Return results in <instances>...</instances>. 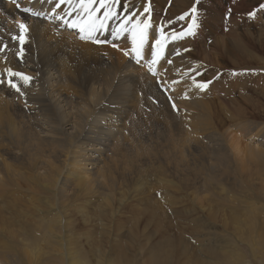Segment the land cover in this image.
I'll return each instance as SVG.
<instances>
[{
    "label": "bare ground",
    "instance_id": "1",
    "mask_svg": "<svg viewBox=\"0 0 264 264\" xmlns=\"http://www.w3.org/2000/svg\"><path fill=\"white\" fill-rule=\"evenodd\" d=\"M152 1L150 43L161 26L169 39L172 32L186 29L189 19L178 22L174 18L175 22L173 16L190 13L195 2L204 12L208 7L205 0H172L169 9H162L164 0ZM144 2L123 0L137 11ZM112 7L120 11V6ZM164 10L165 15L159 17ZM216 13L215 21L226 20V13L218 9ZM231 21L227 37L211 38L215 45L211 57L194 49L206 39L201 34V39L194 36L167 42L160 62V84L123 57V50L131 47L126 40H116L118 48L99 49L54 40L44 25L32 22L21 62L15 55L18 42L3 36L8 47L0 53V74L11 67L33 81L22 89L23 97L0 86V264H90L88 253L74 240L77 223L55 210L62 206L57 202L67 195L89 192L91 196L101 191L103 201L120 204L127 199V190L135 198L152 187L163 191L160 198L167 203H185L181 202L184 195L191 203L211 198L218 207L215 229L205 239L196 237L200 243L193 244L179 232L168 231L173 221L163 220L162 212H152L143 220H99L96 229L106 230L105 237L112 233L121 236L125 229L128 244L126 249L119 242L100 248L97 264L107 260L109 264H257V259L264 264V118L248 112V107L253 112L264 111V103L255 105V91L264 92L260 83L264 75L245 73L236 78L237 84H231L226 64L254 67L255 73L258 66L264 67V58L258 54L263 40L260 30L251 24L243 22V32L238 30L241 24L237 20ZM178 51L180 55H176ZM169 59L172 64L167 63ZM190 68L202 73L203 80L215 72L211 83L215 98L193 86L195 73L185 74ZM186 120L193 125L184 129ZM242 163L249 178L243 187L227 174L240 169ZM227 184L238 185V191L241 186L244 195L225 206L220 204V195ZM142 198L151 201L154 197ZM33 199L48 204L47 210L33 207L37 218H30L28 204ZM242 202L247 205L238 210ZM189 212L193 213L189 215L193 220H187L191 225L180 224L179 230L190 228L194 233L196 228L213 227L212 221H202L194 210Z\"/></svg>",
    "mask_w": 264,
    "mask_h": 264
},
{
    "label": "rangeland",
    "instance_id": "2",
    "mask_svg": "<svg viewBox=\"0 0 264 264\" xmlns=\"http://www.w3.org/2000/svg\"><path fill=\"white\" fill-rule=\"evenodd\" d=\"M170 1L172 2V0H164L162 2V9H169L171 6ZM205 1H206V5L208 6L207 10L205 12L200 10L199 8H197L198 14H200L199 15V22L204 29L202 27H200L199 30L201 32H199V30H198L199 34H197L195 37H199V39H201L200 36L203 35V39H205V38L206 39L204 40V42L201 41V43L195 44L194 49H196L198 51L200 50L201 53H205L206 55H204V56H206V57L207 56L211 57L212 52L214 50L213 47L215 46L212 39L215 38L216 36H218L219 34H220L219 36L227 37L226 35L228 34V32L230 30L231 23H233L231 21V19H233V20H237V22H239V24H241V27L238 29L239 31L245 32V30H246L243 22L251 24V28L260 30V38L263 40V42H262L263 46H261L262 49H261V47L259 48L260 52L258 54H260V56H262L264 58V9L258 8V4L263 3L264 0H205ZM152 3L154 4L153 1H152ZM195 4H196V2H195ZM211 9H214V10H211ZM217 9L222 11L224 14L227 13L229 21H227V19L224 22L219 21L218 18H217V21H215L216 17H217V13H216ZM254 9L256 10L257 15L254 18H249L246 15V13H248L249 11H252ZM165 11L166 10L162 11L161 16L159 15V17H162L163 15H165ZM232 16H233V18H232ZM178 17H180V16H173V19L174 18L178 19ZM204 18H205V20H204ZM176 20H175V22L182 21L179 19L177 21ZM222 24H224L226 26L222 27ZM214 27H216V28H214ZM208 28H209V30H208ZM182 29H184V28H182ZM216 29L218 30L217 32H216ZM203 30H205V31H203ZM206 31L207 32L211 31V34L206 35V33H207ZM198 35H200V36H198ZM197 41L198 40L196 39L194 43H197ZM229 62H227V63L225 62V63L228 64V70H229L228 71V79L232 78L231 79L232 82H230L231 84H237V83H235L236 78L239 76H242L245 73L252 72V73H250V77L253 75L254 76L257 75L256 73H258L260 75H264V67H262V66H258V68H257L258 71H256L254 73V69H255L254 67H252V68H250V67L238 68L235 65H233L231 62L230 63ZM238 71H241V72L237 75H234V76L232 75L233 72L237 73ZM214 73L215 72H212V73L209 72L207 74L208 78L206 80L212 81L216 76V74H214ZM260 83L263 84L262 86H264V80H261ZM206 92L208 94V97H210L212 99L215 98L213 96H215L216 94H215L214 89L212 88L211 84H210V88H208L206 90ZM168 94H169V92H168ZM234 94H236L235 95L236 98L239 97L238 91H234ZM255 94L259 95V97L257 95L255 96V97H257V98H255V100H256L255 105H256V103H259V104L264 103V92L262 90L261 91L257 90V91H255ZM210 98H204V99L208 100ZM248 112L251 113L254 117H258L260 119L264 118V111L257 113V112H253L251 110V108L248 107ZM185 123H187V126H185L184 129L190 125H193V123H191L189 120H186ZM172 163L175 164L173 161H172ZM176 165H178V163ZM243 167H245V168H243ZM242 168L246 169L245 163H242V166L240 165V169L228 171L227 174L232 175L234 178L236 177L237 181H238L237 182L235 180L236 184L241 185L243 187V185H245L244 183H247V181H249V180H247L249 178L246 179V176L248 173H247V171L243 172L244 170ZM238 170H239V172H238ZM240 170L242 172H240ZM231 172H233V173H231ZM240 179L242 180L243 184L240 182L241 181ZM131 185L133 186V184H131ZM227 185H225L224 188H226V189L222 192V195H220V198H221L220 200L222 201V199H223V201H222L223 203H220V204H224L225 206H227L225 203H228L231 201L233 203H236V202H234V199L237 195H238V197L244 195V193L241 189V186H240V190L238 191L237 190L238 185H236V187H235V184H227ZM228 187H230V189H227ZM245 187L246 186H244V188ZM158 189H160V188H158ZM158 189H157V187L156 188L152 187L150 189L149 193H146L145 195H140V194L136 195L135 198H134V194L132 193V191L127 190L124 194V196L127 199L120 204H118V202L114 203V201L112 203H110L108 201L106 203L105 200L103 201L101 199V195H100L101 191H96L94 194H91V196H89L90 194L88 191H87L88 193L79 192L78 195H76V196H74V195L65 196L64 200L62 199L60 201V203L57 202L58 206L59 205H62V206L56 207L55 210L58 208V210L62 211V214L66 218H70L77 223L76 224L77 228L75 231L77 235L75 237L76 239L74 238V240L79 243V247H81L83 250H85L88 253V257L90 259V264H97V261L100 262V250H99L100 248L101 249H104V248L108 249L110 243L114 244L116 242L123 244L124 247H125V245L128 244V239L123 236V231H125V229L122 230L121 236L118 234L113 235V233H112V235L107 234V237H105V233L107 232L106 230H104V232H103L102 230L96 229V223L99 220H102V222H108L112 219L116 220L118 218H121V220H123V222H125L127 220L135 221V219L136 220H143L145 218L147 219V217H149L150 215H153L152 212H154L155 215L160 214L162 212V214H163L162 219L163 220L167 221V219H168V221H170V220L173 221L171 224H169L170 228L168 231L169 232H175L176 234L179 232L180 235L187 238V241L189 240L193 244L200 243L197 240H195L196 237H199L200 239H205L206 233L210 232L212 229L213 230L215 229L216 211H217L218 207H217V203L215 201H213L211 198H209V200H206V201L204 200L203 203H191V201L189 202V196L183 194L186 197V199L185 198L182 199L181 202H185V203H167L166 201L164 202V199H162L163 201H161V198H163V191L158 190ZM234 189H236V190H234ZM231 191H232V194H231ZM233 192H235V193H233ZM146 195H148V196H146ZM176 195H178V197H181L182 193L178 192V194H176ZM144 196L149 198V199H151L150 197H154V198H152L151 201H147L143 198L141 199V197H144ZM66 198H72V199L70 200V199H66ZM32 202H33L32 204H28V208H30V210H32L30 218H37L36 214H38V212L36 210L38 208L40 210H47V208H48V204L42 203L41 201L35 203V201L33 199ZM238 204H239L237 206L238 210L241 207L247 205V203L245 204L243 202L238 203ZM36 205H37V207H36ZM189 205H193V206L188 211H181V209L186 208ZM46 206H47V208H46ZM33 207L36 210L33 209ZM190 210H194L195 212H197L202 221H205V220L206 221H212L213 227L196 228L195 229L196 232H194V233L190 232V230H189L190 228H187V230H183V229L179 230L178 227L180 224H182L184 226L186 225L188 227L191 225L189 222H187V220H193V218L189 217L190 214H193V213L189 212ZM229 212H230V210H229ZM263 215H264V213H263ZM151 220H154V218ZM130 221H128V226L130 224ZM90 222H93V224L90 226H87L86 224H88ZM142 225L143 224H139L138 226L141 227ZM166 225H168V224H165L164 228H166ZM217 226H218V224H217ZM87 229L89 231H87ZM73 235H74V233H73ZM112 236L114 239H112ZM106 238L109 239L110 241H107ZM208 238H209V241H211L212 236H210ZM216 238L217 237L214 236V243L216 242L215 241ZM141 239H142V236L137 238L136 243L138 244L139 240H141ZM125 249H126V247H125ZM246 250H249L248 246H246ZM140 251L142 254L144 253L143 252L144 250L140 249ZM105 252L107 253V251H105ZM136 253H138V250L135 251V254ZM247 253L249 256L248 251H247ZM101 257L104 258V256H102V254H101ZM143 258H145V256ZM258 261H260V260L257 259V264H259ZM105 263L109 264V261L107 260Z\"/></svg>",
    "mask_w": 264,
    "mask_h": 264
},
{
    "label": "snow or ice",
    "instance_id": "3",
    "mask_svg": "<svg viewBox=\"0 0 264 264\" xmlns=\"http://www.w3.org/2000/svg\"><path fill=\"white\" fill-rule=\"evenodd\" d=\"M16 7H20L19 0H12ZM45 2L53 5L51 10L46 14L42 11L24 8L23 11L29 13L32 17H43L44 19H54L60 21V27L69 30H75L77 38L81 41H88L93 44H105L111 41L100 39L105 31L108 30L105 21L116 20L118 21L115 29L111 30L112 40H126L130 42L131 47L123 50V54L130 59H135L139 64L141 60L147 59L145 54V46L149 47L151 59L148 60L149 72L155 76L152 67L158 64L164 56V49L167 46L166 42H171L186 37H194L198 34L199 28L202 26L199 22V14L196 5L194 4L190 13H185L178 17L179 20L189 19L186 29L180 32H172L171 37L165 34L164 26L156 30L157 36L154 40L149 41V29L153 28L150 13L152 9V0H145L139 11L135 10L130 3L124 4L123 0H45ZM199 0H197V3ZM67 5V7H64ZM113 5L120 6V11H114ZM259 9H264V3L258 4ZM249 18H254L257 15L256 10L246 13ZM225 19H228V14H225ZM169 23H171L169 21ZM18 34L11 35L12 42H18L19 50L15 53L16 57L23 62L26 54V46H29V28L26 22L18 24ZM8 45L0 43V52H4ZM113 48H118L116 43H112ZM184 52L189 49H183ZM176 55H180L178 51ZM168 64H172V60H167ZM194 72L191 76L193 86L200 91H205L209 88L212 81L203 80V74L195 69L186 70L185 74ZM0 78V86H6L20 97L25 96V91L22 89L28 88L33 77L12 69L6 68ZM232 75H237L233 72ZM198 77H201L198 79ZM19 81V83L17 82ZM119 97L113 102L114 106L118 105ZM168 100L171 102L172 97L169 96ZM155 102V101H154ZM27 107V102L25 103ZM174 111H178L177 105L171 103Z\"/></svg>",
    "mask_w": 264,
    "mask_h": 264
}]
</instances>
